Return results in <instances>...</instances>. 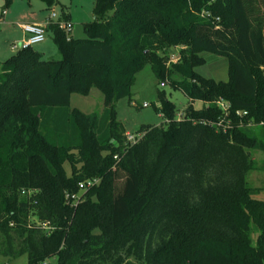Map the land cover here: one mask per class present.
Returning a JSON list of instances; mask_svg holds the SVG:
<instances>
[{
  "label": "trees",
  "instance_id": "1",
  "mask_svg": "<svg viewBox=\"0 0 264 264\" xmlns=\"http://www.w3.org/2000/svg\"><path fill=\"white\" fill-rule=\"evenodd\" d=\"M93 13L84 38L61 18L48 23L59 59L30 46L0 65V256L264 264V187L247 179L264 171V0H94ZM203 52L229 58V81L196 72ZM147 65L189 103L179 115L159 90L166 126L143 125L127 148L116 104L133 101ZM91 87L104 95L100 114L71 107ZM93 178L78 202L66 200Z\"/></svg>",
  "mask_w": 264,
  "mask_h": 264
},
{
  "label": "rangeland",
  "instance_id": "2",
  "mask_svg": "<svg viewBox=\"0 0 264 264\" xmlns=\"http://www.w3.org/2000/svg\"><path fill=\"white\" fill-rule=\"evenodd\" d=\"M92 1L93 0H58L53 9H48L46 4L41 0H13L7 7H5V0H0V65L17 52L18 49L24 47L25 40L28 36L25 37L21 25L38 18L44 19L47 16L49 17L53 11L61 17L60 20L58 19L59 21L65 22L64 15L62 13L64 8L68 9L74 17L80 9L85 6H91ZM11 6H14L13 11L16 16L14 35L19 38L15 43L8 40L10 37L8 35L7 37L4 35V30L1 26L4 19L2 16V10H9ZM69 21L70 20L68 19L66 22ZM69 34L75 39L84 38L85 33L82 24L80 22L74 23ZM34 49L44 52L45 59L60 58L58 49L53 43L52 35L50 34L47 35V40L44 43L35 45ZM179 51L180 48L170 50L169 53L172 60L176 61L178 59ZM201 57L203 62L195 68L199 75L206 78H213L217 81L230 80L231 62L228 57L220 56L212 52H203L201 53ZM159 90L165 91L167 97L176 104L179 110V115H181L184 108L188 105L189 99L182 91L174 89L169 83L162 86L160 81L155 76L151 66L147 65L142 71L137 73L136 81L132 87L133 101L131 102L130 98L125 97L119 99L116 104V116L117 119L125 126V133H135L145 124L166 126V120L156 110V106L158 105ZM145 103L148 104V106H144ZM103 106L104 95L97 87H91L87 94L73 93L71 95V107L78 108L87 114H100ZM194 107L201 108L202 102H194ZM256 158L259 165H262L264 161V154L257 153ZM247 179L253 187H264V171L262 170L250 172ZM78 192L80 195L84 193V191L79 190ZM27 262V255H22L20 257L0 256V264H27ZM56 262V258H52L50 260V264H56Z\"/></svg>",
  "mask_w": 264,
  "mask_h": 264
},
{
  "label": "built area",
  "instance_id": "3",
  "mask_svg": "<svg viewBox=\"0 0 264 264\" xmlns=\"http://www.w3.org/2000/svg\"><path fill=\"white\" fill-rule=\"evenodd\" d=\"M3 13H5V11ZM58 17H59L58 14L53 11L49 16L48 23L57 20ZM21 27L28 36L25 40L24 47L35 46L37 44L43 43L47 39L46 26L44 25L26 23V24L21 25ZM60 27L70 32L71 29L73 28V24L71 22H60ZM218 103L222 109L224 110L228 109V105L225 102L219 101ZM144 106H148V104L145 103ZM143 136H144L143 132H138V131L135 133L126 132L125 133L126 147L127 148L132 147L133 145L137 144L143 138ZM114 158L116 160L121 159V157L118 154H116ZM98 182H99V179L97 178L88 179L87 181H83L79 184V191L85 192L86 190H88L89 188L97 184ZM81 195L79 194V192L67 191L65 193V198L68 202L76 203L80 200Z\"/></svg>",
  "mask_w": 264,
  "mask_h": 264
},
{
  "label": "crops",
  "instance_id": "4",
  "mask_svg": "<svg viewBox=\"0 0 264 264\" xmlns=\"http://www.w3.org/2000/svg\"><path fill=\"white\" fill-rule=\"evenodd\" d=\"M93 5H94V0L92 1L91 6H87V7L85 6L84 8L80 9V11L77 12L76 15H74V17L72 15V13L66 8H64L62 10V13L65 14L68 17L67 19H69L70 20L69 22H71L72 24H74L76 22H80L82 24V26H83L84 23L90 22V21H92L94 19ZM13 8H14V6H11L9 10H5V13H3L4 10H2V16L4 17V19H3V22L1 23V26L3 27L4 35L6 37H7V35L10 37L8 40H11V42L15 43L19 38L14 35V33H15L14 26H15V21H16L15 17L16 16L14 14L15 12L13 11ZM60 16H61V14H60ZM60 18L61 17H59L58 19H60ZM48 19H49V17L47 16L44 19L43 18H38V19L32 20L29 23H31V24H41V25L46 26L47 27V35L48 34L52 35L51 32L48 31ZM57 20L55 22H58ZM24 35H25V37L27 36V34L25 32H24ZM42 53H43V56H44L45 53L44 52H42Z\"/></svg>",
  "mask_w": 264,
  "mask_h": 264
}]
</instances>
